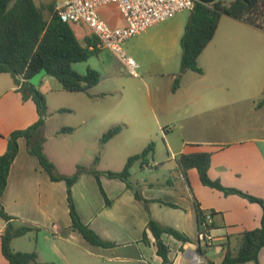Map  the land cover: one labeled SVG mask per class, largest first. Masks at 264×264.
<instances>
[{"label": "crops", "instance_id": "obj_1", "mask_svg": "<svg viewBox=\"0 0 264 264\" xmlns=\"http://www.w3.org/2000/svg\"><path fill=\"white\" fill-rule=\"evenodd\" d=\"M184 12L138 35L151 32L149 38L127 41L125 50L133 57L130 52L137 54L146 47L164 49L163 56L152 67L145 59L139 63L133 58L139 63L140 69L148 73L147 80L153 88H150L149 108L157 122L165 125L169 148L168 155L162 160H156L154 152L146 161H137L132 167L130 181L146 200L151 201L150 216L186 234L191 242L183 243L171 236H164V241L170 247V262L164 263L157 254L154 237L148 233L147 241L143 239L149 215L144 205L136 201L134 190L120 179L102 176L103 188L112 201L108 206L96 178L90 173H83L72 187V197L80 217L102 238L115 244L111 248L90 245L72 228L67 183L52 181L38 158L28 152L27 140L20 138L19 153L11 166L2 203L7 213L16 218V226L30 224L41 228V231L23 236L35 233V236L30 237L35 244L32 250L15 248L16 242L23 238L20 237L12 243L14 251L37 252L38 264H55L57 260L68 264L70 259L82 256L77 250L83 247L92 258L87 263L93 264H221L227 253H237L241 235L245 231L261 226L263 209L259 204L205 186L195 168L188 170V185L178 167V160L183 154L211 153L208 174L212 180L264 200V105H259L264 99V30L235 19L223 29L222 34H226V37L216 40L223 22L221 19L214 39L199 59L204 73H182V83L173 92L174 82L181 70V39L188 23L181 21ZM100 15L113 28L126 25L115 5L102 7ZM72 27L76 32L73 24ZM78 29L84 37L80 39L76 32L81 42L93 34L83 23H79ZM112 55L111 51L101 48L97 56L86 61L92 62L88 69L98 71L101 76L100 83L90 90L92 97L85 94L90 101L100 102L116 92L97 89L102 84L105 72L113 68L110 60ZM152 69L156 72L151 73ZM54 80L50 76L41 80L39 88L45 96L53 89L62 90L60 83L57 81L58 85ZM18 89L16 85H9L0 92V156L6 153L8 138L13 131L26 129L39 119L34 101L23 100ZM82 101L83 108L87 110L80 125L75 126L76 131L92 121L96 122L94 127L98 131L90 130L83 137L74 135L76 131L69 135L50 134V138L64 137L70 150L80 139L91 145L86 149L87 159L84 163L83 160L72 159L67 162L70 170L78 165L93 164L97 154L93 145L95 142L98 144L106 132L99 129L107 118L117 119L114 125H123L125 129L134 122L144 121L141 119L143 117L136 114V105L131 106L135 112V117H131L122 112L116 113L120 103L105 114L100 112L101 104L87 103L85 99ZM58 110L49 112L53 115ZM71 111L68 113H77L76 110ZM220 112L225 114L220 117ZM171 125H180L182 128L181 142L171 137ZM48 126L49 119L44 129L46 136ZM123 131L109 142L118 138ZM48 140L45 152L56 165L58 173L72 175L58 168V161L63 159L60 153L66 146L61 142L54 143L48 150ZM54 153L59 155L54 156ZM195 199L203 211L215 213L212 228L215 243L212 247L200 245ZM163 203H172L177 207ZM5 228L6 223L0 218V235ZM197 256L200 262L195 261ZM259 264H264V248L259 255Z\"/></svg>", "mask_w": 264, "mask_h": 264}, {"label": "trees", "instance_id": "obj_2", "mask_svg": "<svg viewBox=\"0 0 264 264\" xmlns=\"http://www.w3.org/2000/svg\"><path fill=\"white\" fill-rule=\"evenodd\" d=\"M54 1L48 7L43 8L38 6L35 0H0V74H10L15 85H21L18 91L22 93L23 100L32 99L39 115L38 121L33 125L26 129L15 130L10 134L7 151L0 156V218L6 223V228L0 235V264H38L39 260L38 253L35 251H14L12 243L14 239L26 236L31 232H40L41 228L30 224L16 226L14 222L16 218L7 213L2 203L11 166L19 153L20 138L27 140L28 152L38 158L42 168L52 181L67 183L72 228L79 232L90 245L102 248L115 246L114 243L105 240L85 224L76 208L72 197V187L83 173H90L96 178L108 206L112 204V201L103 188L102 176L120 179L134 190L136 201L144 205L149 215V223L143 239L147 241L148 233H150L155 239L157 254L164 263H169L170 247L164 241V236H171L183 243L191 241L186 234L153 219L149 211L151 201L146 200L140 190L134 187L130 181L134 164L140 160L146 161L150 156H153L155 152L153 143L143 152L131 156L120 172L98 170L100 156L97 155L91 166L78 165L74 175H62L58 173L55 164L45 152L43 132L47 117L51 114L45 94L39 86H34L31 83V79L45 69L47 76L55 78L63 91L84 93L90 97H92L90 90L97 86L101 79L100 73L96 70L88 69L85 74H81L73 67L74 64L86 62L100 53L98 38L92 34L86 37L84 42H81L72 24L61 21L55 14ZM190 13L181 39V74L188 71L197 74L204 73L199 59L214 39L223 16H229L264 30V0H198ZM179 87L180 78L178 76L172 88L173 92H176ZM259 105H264V99L260 101ZM68 112L72 111L62 108L56 113ZM123 129V125H117L104 133L100 140L101 148L120 134ZM74 130L72 127H63L59 133L70 134ZM211 157L212 154L206 152L180 155L178 167L188 185H190L188 170L195 168L205 186L222 191L225 195H239L251 203L259 204L263 209L261 226L255 230L245 231L241 235V245L237 253H227L221 264H245L247 262L259 264V255L264 248V200L247 192L225 187L220 181L212 180L208 174ZM163 204L177 207L172 203ZM195 205L200 228L205 211L200 208L196 199ZM211 213L215 216L214 212ZM211 228H213V224Z\"/></svg>", "mask_w": 264, "mask_h": 264}, {"label": "rangeland", "instance_id": "obj_3", "mask_svg": "<svg viewBox=\"0 0 264 264\" xmlns=\"http://www.w3.org/2000/svg\"><path fill=\"white\" fill-rule=\"evenodd\" d=\"M40 6H44L45 8L48 7L50 4L53 3V0H36ZM190 11H186L181 15V21L188 22L190 18ZM223 22L221 24V30L218 32L216 36V40L224 39L226 34L223 33V29L227 27L229 22H234L235 19L229 16H223ZM74 28L79 36L80 39L83 40V35L79 32V23L73 24ZM151 35V32L144 34L143 36H137L133 39H147ZM108 50V49H107ZM110 51V50H109ZM138 51V49H137ZM164 49L162 47H152V48H143V50H139L137 54H130L140 63V60H144L147 64L151 65V67L160 60V58L164 54ZM112 52V51H111ZM112 70L109 72H105L103 75L102 84L97 88L98 91H111L116 90L115 93L112 95L107 96V98L101 100L100 102H93L90 101L85 94L82 93H71L66 92L63 90L53 89L52 91L48 92L46 95L47 105L50 112H55L58 109H71L76 110V114L72 113H65V114H51L47 117L49 119V126L47 128V136L43 132V137H45L44 141V148L46 147V140L49 138V142L47 144L48 150L52 148L54 143H63L66 146V149L63 150L60 154H62V160L58 161V168L64 170V172H69V174L74 175L77 171L76 167H71V170L68 169L67 162L72 159L75 160H84L87 159L86 157V149L90 148V144L86 143L83 139L77 141L74 145L72 150L67 148V142L63 139L64 137H54L50 138V134H57L63 127H74V131H76L75 126L80 125V120L82 119L83 115L85 114L86 110L83 108V101L85 99L87 103H99L101 104V113H108L114 106L118 103L121 104L120 108L117 109L116 113L122 112L123 114H129L131 117H135V112L131 109V106L136 105L134 110L136 114L143 117L144 121L141 122H134L143 125H136L132 124L125 129L123 133L111 142H107L105 147V152H103V148H101L100 141L97 144L96 142L93 145L94 150L97 152L96 156H100V161L97 165L98 169H110L113 171H122L127 163V160L132 156L143 152L150 144L155 145V154L154 157L156 160L164 159L169 152L167 139L165 135L166 129L164 128L165 125L157 122V120L152 116L153 113L150 111V83L147 80L148 73L144 72L140 69V77H134L130 74L128 66L126 63L115 53L112 52ZM97 61V60H93ZM92 62H82L74 64V69L79 73L85 74L87 72L88 67ZM93 66V64H92ZM156 72L155 70L151 71V73ZM181 70H180V84L182 83V77H180ZM55 83L59 85L57 80H54ZM54 83V84H55ZM14 80L10 74H0V92L4 91L9 85H14ZM153 90V88H151ZM225 112H220V117ZM137 117V116H136ZM205 118V117H204ZM134 119V118H133ZM46 120V121H47ZM118 122L117 119L113 117L107 118V120L103 123V127L99 130H106V132L115 126L114 124ZM96 122H90L87 126H83L82 128H77L76 134L78 137H83L86 132L88 131H96L95 129ZM118 124V123H117ZM121 124V122H120ZM72 127V128H73ZM45 129V128H44ZM171 132V137L176 142H181L182 139V128L180 125H176L174 127L171 125L169 127V131ZM98 131V130H97ZM105 132V133H106ZM69 135V134H68ZM67 135V136H68ZM104 135V134H103ZM74 137V136H73ZM102 138V137H101ZM101 140V139H100ZM92 149V148H91ZM57 151V150H56ZM58 152V151H57ZM58 156L59 154L54 153V156ZM81 158V159H80ZM85 158V159H84ZM56 166V165H55ZM57 168V167H56ZM67 168V169H66ZM58 171V170H57ZM71 176V175H69ZM35 236V233L30 234L27 237L20 238L16 244L15 248H30L32 250L35 246L34 240H30V237ZM81 257L70 259L68 264H93V262L87 263V261L91 260V256H88L87 251L84 247L80 250H77ZM27 252V251H26ZM34 252V251H29ZM55 264H64L63 261H56ZM66 264V263H65ZM97 264H99L97 262ZM105 264H118V263H105Z\"/></svg>", "mask_w": 264, "mask_h": 264}, {"label": "built area", "instance_id": "obj_4", "mask_svg": "<svg viewBox=\"0 0 264 264\" xmlns=\"http://www.w3.org/2000/svg\"><path fill=\"white\" fill-rule=\"evenodd\" d=\"M198 0H55V14L65 23H83L98 38L102 49L118 55L128 66L134 77H140V65L125 50L127 41L146 32L153 26L174 18L179 13L191 11ZM115 5L121 12L126 25L111 27L100 15V9ZM22 79V78H21ZM21 85L18 86L20 88ZM214 216L205 211L199 228V242L212 247L215 238L211 225ZM195 261L200 262V257Z\"/></svg>", "mask_w": 264, "mask_h": 264}, {"label": "water", "instance_id": "obj_5", "mask_svg": "<svg viewBox=\"0 0 264 264\" xmlns=\"http://www.w3.org/2000/svg\"><path fill=\"white\" fill-rule=\"evenodd\" d=\"M47 76V71L45 69H43L42 71H40L38 74H36L32 79H31V83L34 86H39L41 80Z\"/></svg>", "mask_w": 264, "mask_h": 264}]
</instances>
